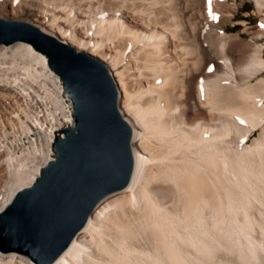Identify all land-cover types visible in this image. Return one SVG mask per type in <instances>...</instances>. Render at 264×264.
I'll return each instance as SVG.
<instances>
[{
  "label": "bare ground",
  "instance_id": "bare-ground-1",
  "mask_svg": "<svg viewBox=\"0 0 264 264\" xmlns=\"http://www.w3.org/2000/svg\"><path fill=\"white\" fill-rule=\"evenodd\" d=\"M244 1L0 0V17L98 58L131 129L129 182L47 264H264V0L234 32ZM16 99L40 110L4 132L0 211L73 124L60 79L21 40L0 43V114ZM0 264L40 263L0 249Z\"/></svg>",
  "mask_w": 264,
  "mask_h": 264
},
{
  "label": "water",
  "instance_id": "water-1",
  "mask_svg": "<svg viewBox=\"0 0 264 264\" xmlns=\"http://www.w3.org/2000/svg\"><path fill=\"white\" fill-rule=\"evenodd\" d=\"M16 40L45 56L73 118V125L51 141L53 159L0 211V249L47 264L68 245L95 204L129 182L131 129L117 109L112 77L98 58L27 22L0 17V43Z\"/></svg>",
  "mask_w": 264,
  "mask_h": 264
},
{
  "label": "rangeland",
  "instance_id": "rangeland-1",
  "mask_svg": "<svg viewBox=\"0 0 264 264\" xmlns=\"http://www.w3.org/2000/svg\"><path fill=\"white\" fill-rule=\"evenodd\" d=\"M253 10H254V6H253V3L249 0H245L244 1V5H243V8L239 9L238 10V17L234 20L233 22V25L235 28H233V31L236 32V31H241L244 29V25H243V20H245V23H248V25H257L258 22H259V19L258 17L253 13ZM26 16H32L29 12L26 14ZM17 20L19 21H22L23 22H27L25 20V18H18ZM28 23V22H27ZM247 36V35H246ZM244 35V37H246ZM247 38V37H246ZM264 42V39L261 41V43ZM39 107V106H37ZM36 109L31 106V105H24V103H22L20 101V99H16L14 104L11 105V106H8L5 110V112H2L0 114V145H3L5 143L4 140V137L3 136H6L7 134V131L10 133L11 132V127H14L15 129H17L18 131H20V124H19V121L17 120V115L19 114V118L21 121L24 120V114H27V112L29 114H32V113H36L40 110V108H37ZM18 112V113H17ZM22 112V113H21ZM10 113V114H9ZM9 119V120H8ZM42 122V120H40ZM9 126H8V125ZM16 124V125H15ZM7 125V126H6ZM14 125V126H13ZM6 129V130H5ZM6 131V134L4 133ZM253 135L254 136H257L258 135V130L254 129L253 130ZM30 136H33V135H30ZM251 138H252V135H251ZM3 139V140H2ZM10 139V137L8 138ZM43 140V138H41ZM40 139V140H41ZM39 140V144H38V141H37V144H35L36 146H38V148H42V141ZM245 142L247 143H250L251 142V139H249L248 137H246L245 139ZM41 144V145H40ZM7 146V145H6ZM24 152V151H22ZM53 152V151H52ZM4 158V156H3ZM5 174V173H4ZM5 176V177H4ZM8 175H3V177H0V180H2L0 183V187L3 188V184H4V181H6V177ZM5 178V179H4ZM2 185V186H1Z\"/></svg>",
  "mask_w": 264,
  "mask_h": 264
},
{
  "label": "snow or ice",
  "instance_id": "snow-or-ice-1",
  "mask_svg": "<svg viewBox=\"0 0 264 264\" xmlns=\"http://www.w3.org/2000/svg\"><path fill=\"white\" fill-rule=\"evenodd\" d=\"M212 0H208V3L211 4ZM215 18V17H214ZM240 123H243V121H240Z\"/></svg>",
  "mask_w": 264,
  "mask_h": 264
}]
</instances>
